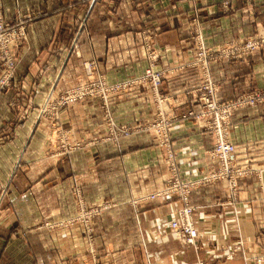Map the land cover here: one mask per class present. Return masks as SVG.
<instances>
[{
	"label": "crops",
	"instance_id": "1",
	"mask_svg": "<svg viewBox=\"0 0 264 264\" xmlns=\"http://www.w3.org/2000/svg\"><path fill=\"white\" fill-rule=\"evenodd\" d=\"M74 1L1 0L4 16L10 21L18 20L21 12L38 10L31 20L24 21L25 34L18 47L13 88L0 94V128L10 125L16 117L5 108H9L6 103L17 91L19 96L10 108L25 116L14 121L17 129L9 139L1 138L3 178L8 173L10 157H18L25 150L26 157L33 158L32 153L39 149L43 138L32 127L41 96L56 80L57 90L76 82L82 76L84 61H92L107 81L116 83L143 75L148 66L146 43H151L157 52V71L188 60L193 52L189 39L192 27L202 34L204 44L212 48L255 34L264 36V0H100L88 7ZM224 1L228 5L224 6ZM23 20L26 19L20 22ZM72 42H76L77 54L69 53ZM246 58L210 63V74L218 85V99L228 100L241 93L264 95V43ZM163 77L158 91L170 96V113L200 110L186 94L197 85L193 72ZM108 106L117 123L132 124L153 118V100L145 86L114 95ZM66 116L65 122L77 135L95 138L102 130L98 124V100L86 99ZM170 137L181 173L203 171L216 164L208 154L213 145L211 135L192 120L173 123ZM153 138L151 132L142 131L121 139L115 146L96 143L69 155L66 164L72 166L68 169L30 166L24 172L29 176L27 180L32 181L33 191L46 189L44 193L47 192L50 211L54 213L60 208L66 211L71 199L67 192L58 194V186L54 180L51 182L53 177L67 184V179L77 174L87 199L106 197L117 202L96 224L100 237L110 246L111 256L103 259L107 261L104 264H195L199 259L204 264H264L252 259L264 252V102L239 108L230 119L228 138L235 146L237 163L259 170L239 180L236 201L229 202L227 190L220 182L197 187L189 194L198 240L202 243L198 251L182 247L167 229V223L184 205L181 200L169 196L141 201L136 213L126 204L127 199L160 189L166 179L164 153ZM20 180L13 184H21ZM17 207L14 214L2 213L5 231H0L1 264H22L23 237L14 228L20 218ZM37 235H28L32 241L26 247L27 254L36 255V261L37 251L33 249L39 246ZM61 238L66 245V237ZM238 238L242 240L244 255L239 252L231 259H214L218 251L213 245L226 246ZM246 255L252 256L250 261Z\"/></svg>",
	"mask_w": 264,
	"mask_h": 264
},
{
	"label": "rangeland",
	"instance_id": "2",
	"mask_svg": "<svg viewBox=\"0 0 264 264\" xmlns=\"http://www.w3.org/2000/svg\"><path fill=\"white\" fill-rule=\"evenodd\" d=\"M98 1L100 0H93V2L91 3L82 2L81 0H75L74 2L86 5L88 7ZM223 5H228V2L224 1ZM37 12L38 10L26 11L24 13L21 12V14L18 16V20L10 21L4 16L0 0V94H7L11 92L13 88V84L15 83V70L19 57L18 47L20 44V40L24 38L25 34L24 31L26 25H24V21L26 22L27 20H31V17L36 15ZM24 18L26 20L20 22ZM18 21L20 22V24H17ZM189 35V39L193 44L192 57L182 63H178L173 67L162 68L159 71L162 72L163 76L167 75L168 77L177 74L181 75V73L183 74L191 71L196 76V83L198 84V82H200L202 78V62H199L197 65H194L191 64V61L197 59L198 51H200V49L198 50V45H196V43L202 42L205 49H208V46L204 44L202 34L199 32V30L195 29L194 27L190 28ZM260 36V34H255L250 37L248 36L245 39L226 43L217 47L221 48L226 47L227 45H234L235 47L233 48H235L236 53L238 55H241L242 57L230 60H244L246 57L248 58L250 55H252V53H254V51H256L255 49H247L246 47H244L245 42L247 43V41H250L252 39H258ZM263 43L264 42H262L261 44ZM76 47V42L70 43L68 47L69 53L73 52L77 54ZM152 52H154V50L148 49L146 51L148 59V66L146 67V69L153 63L149 56V54H153ZM216 61L220 60H210L208 64L210 65V63ZM85 64H91L93 67V70H91L89 74L87 73ZM61 69L62 68H60L59 70L60 75L58 76V79H60L61 77ZM82 70L83 76H78L76 82L74 81L72 85L64 89L57 90L56 84H58V81L56 80V83H54V85H51L49 89L41 96L39 106L35 112L36 121L32 127V130H36V133L40 134L43 138L38 151L32 153L35 155L33 158L26 157L27 155L25 150L20 151L18 157H10L7 166L8 173L6 177L3 178L2 176H0V218L2 219L0 220V223L3 222V219L5 218L4 215H2V213H5L4 211H6L9 215L10 212L12 211L13 213L16 207L18 206L17 209L20 212V218H18L17 220L16 227H13L16 229V232L20 233L19 236L23 237L24 245L22 248V264H104L107 261L103 259H105L106 257L109 259L111 256V254H109L110 250H108L110 249V246H107L104 241V238L100 237L98 232L99 228L98 226H96V224L98 218L101 215L117 206V202L115 200L106 197H94L92 199H87L83 188L78 184L79 177H77V174L71 175L72 179H67V184H64L62 179H57V177H53L51 179V182L54 180V184L58 186L56 187V191L58 192V194L60 193L62 195L64 192H67V195L71 199V204L66 209V211H64V208H60V210H57L54 213L50 211L51 207L47 201V192L44 193L46 189H43L44 191L40 192L33 191L32 181L27 180L29 176L27 173L24 172L30 166L34 168H44L48 166L49 169L55 171H59V169H62L65 166L68 169L72 166L69 162H67L66 164L69 155L77 153V151L84 149L86 146L93 147L96 143L109 142L115 146L118 145L121 139L130 136L125 135L121 132V130L123 129V126L130 125L131 123H118L116 127H112L110 125L112 114L109 109L108 103L113 96H109L107 92H101L98 96L91 95L87 96L86 98H82L80 100L75 101L71 99L70 89L75 88V90L77 91L80 88L81 83L83 82L82 78L85 77L86 79L88 78V76H90L94 79H97L100 75H102L95 69V65L92 61H84L82 63ZM163 78L164 77H162V79ZM106 82L110 84L114 83L109 82L107 80ZM143 84L144 82H142L138 86H140V88L142 86L147 87ZM194 87L189 88L187 91L194 89ZM18 94L19 91L13 93L11 100L6 103V107H9L8 109L5 108L6 111L12 113L14 117L16 116V120L14 119L12 123H10V125L7 124L5 127L0 128V146L3 144L1 138L3 137V140L5 138L9 139V136H11V134L14 133V130L17 129L16 123L18 122V119L25 117L19 114L20 111H12L14 108H10L15 105L17 97L19 96ZM119 94H121V92ZM86 99L99 101L101 117L99 119L98 124L102 130L101 132L96 133L97 137L95 138L90 137L86 134L84 135L78 133L77 135V132L72 127L68 126V124L65 122V117L67 118L66 114L70 111V109L75 107L77 104L84 102ZM24 113H26V111H24ZM167 113L169 112L167 111ZM14 121L17 122L14 124ZM140 122L144 123L146 121ZM171 127L172 125L169 127V136ZM141 132L142 131H139L137 133ZM156 145L164 153L162 157L163 164L167 168L168 156L166 154L165 148L162 145ZM10 169L11 172L9 173ZM258 171L259 170H256L255 173H257ZM168 175L169 173L167 171L166 179ZM166 179L160 189H156L148 194L127 199L126 204L132 207L134 209V212L136 213L139 209L141 201L144 202L159 197H169L167 196V194H162V191L166 187ZM19 180L21 181V184H13L14 181L17 182ZM170 197H175L184 203V201L180 198L178 194H171ZM227 198L229 202L236 201V195L232 196L228 191ZM12 202H14V204ZM67 202H69L68 199ZM187 205L192 206L189 204L188 199ZM173 219H171L167 223L168 230V225ZM0 225L3 226H0V231H5L4 224L1 223ZM8 225L9 223L6 222L7 227ZM194 227L196 228L195 224ZM14 228L8 229L10 230ZM196 230L198 231L197 228ZM32 232L38 233L35 239L38 241L39 246L37 247V249H33V251H37V261L35 257L36 255L27 254L28 251L26 249L27 245H29V241H32V239L28 236ZM169 232L171 233L170 230ZM63 236H65L68 240L66 245L63 244L64 241L63 238H61ZM241 241L242 240L238 238L231 244H226V246L219 245V247L217 245L212 244L213 248L218 251V253H216V255L214 256V259H231L239 252L242 253L241 255H244L243 244ZM197 244V249H195L193 246H184V248L191 247L195 251H198L202 247V243L199 242ZM180 245L182 246L181 242ZM254 256L252 258L253 260H256L258 263L261 261L264 262V252H261L255 257ZM251 257L252 256L246 255V259L248 261L251 260ZM200 263L204 264V260L199 259L195 264Z\"/></svg>",
	"mask_w": 264,
	"mask_h": 264
},
{
	"label": "built area",
	"instance_id": "3",
	"mask_svg": "<svg viewBox=\"0 0 264 264\" xmlns=\"http://www.w3.org/2000/svg\"><path fill=\"white\" fill-rule=\"evenodd\" d=\"M81 1L87 3L93 2V0ZM262 42H264V36L247 41V43L245 42L244 47L257 50ZM196 45H198V50L200 49V51H198L197 59L191 61V64L197 65L199 62H202V81L200 80L194 89L187 91L186 94H189L192 100L198 104L200 107L199 112L188 109L179 115L170 113L169 108L172 102L169 101L168 96L160 94L158 91L163 75L161 71L154 69L158 55L151 43H146V48L147 50H154L152 55L149 54L153 63L140 77L110 84L106 82V79L102 75L97 79L88 76L86 79L85 77L82 78L83 82L77 91L75 88L70 89L71 99L75 101L91 95L98 96L101 92H107L109 96L118 95L120 92L134 89L142 82H144L143 85L148 87L153 100V118L144 123L138 121L123 126L121 132L125 135H131L139 131H149L152 132L155 143L164 146L168 156L166 169L169 175L162 194H167V196L178 194L185 203L178 211L177 217L169 223L168 227L183 247L193 246L195 249L198 248L199 236L193 224L192 215L194 207L187 205L189 194L197 187L221 182L225 184L226 189H229L227 191L234 196L237 193L236 191H238V179L256 172L250 166H241L237 163L235 159V146L229 141L228 130L231 116L235 110L264 102V95L261 92L242 93L228 100L218 99V85L210 76L208 63L214 59L228 61L242 56L236 53L235 48H233L235 47L234 45H227L221 48L208 47V49L204 48L202 42L196 43ZM85 68L88 74L93 70L91 64H85ZM160 103H163L168 110H161L159 107ZM180 120H192L201 130L211 134L213 146L208 153L210 154V158L216 161L215 165L207 167L203 171L187 172V174L179 171L168 131L173 123ZM117 124L114 118L111 117L110 125L116 127ZM247 169H251L252 171L247 174Z\"/></svg>",
	"mask_w": 264,
	"mask_h": 264
},
{
	"label": "bare ground",
	"instance_id": "4",
	"mask_svg": "<svg viewBox=\"0 0 264 264\" xmlns=\"http://www.w3.org/2000/svg\"><path fill=\"white\" fill-rule=\"evenodd\" d=\"M254 93V92H253ZM159 107H160V109L161 110H168V108H166L165 106H164V104L163 103H160L159 104ZM193 110V109H192ZM193 111H195V110H193ZM200 111V110H199ZM199 111H195V112H199ZM230 141V140H229ZM231 142V141H230ZM232 143V142H231ZM213 146V145H212ZM209 154V153H208ZM210 155V154H209ZM254 169V168H253ZM256 170V169H255ZM252 170L251 169H247V174H249L250 172H251ZM240 179H242V178H240ZM239 180V179H238ZM221 183V182H220ZM224 187H225V184L224 183H221ZM226 188V187H225ZM226 190H228L229 191V189L227 188ZM237 194V193H236ZM235 194V195H236Z\"/></svg>",
	"mask_w": 264,
	"mask_h": 264
}]
</instances>
